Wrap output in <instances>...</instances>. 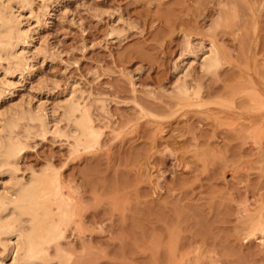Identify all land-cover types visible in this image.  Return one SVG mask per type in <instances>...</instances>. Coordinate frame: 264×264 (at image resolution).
Returning <instances> with one entry per match:
<instances>
[{"label": "rangeland", "instance_id": "1", "mask_svg": "<svg viewBox=\"0 0 264 264\" xmlns=\"http://www.w3.org/2000/svg\"><path fill=\"white\" fill-rule=\"evenodd\" d=\"M30 2L42 22L0 117L73 94L99 130L77 153L36 125L19 158L20 177L59 170L73 198L60 261L264 264V0ZM212 47L223 59L208 72ZM64 112L48 123L69 133Z\"/></svg>", "mask_w": 264, "mask_h": 264}, {"label": "bare ground", "instance_id": "2", "mask_svg": "<svg viewBox=\"0 0 264 264\" xmlns=\"http://www.w3.org/2000/svg\"><path fill=\"white\" fill-rule=\"evenodd\" d=\"M30 3L32 4L30 0H0V60L5 59L8 63V68L0 74V97L5 92L6 86H13L11 76L26 69L30 64L27 51L31 46L32 37L28 23L32 18L35 22L41 21V17L33 15ZM221 58L219 50L212 47L203 56L202 69L208 72L219 69L223 59ZM193 62L194 60L188 58L186 69L190 68ZM178 81L181 82L182 79ZM183 84L180 87L181 91L188 94V87H183ZM64 100L59 102L56 110L42 109V106H35L29 102L27 109L19 105L20 107L11 109L6 115L4 113L2 118L0 117V244L4 249L0 264H61V261H64L63 256L60 255L62 250L59 242L64 238L66 225H69V221H72L76 215V212L73 213V198L70 194L68 195L71 197L65 195L59 176L56 177L59 170L57 173L54 171L56 169L50 167L46 170L44 168L42 172L30 169V176L26 179L20 177L19 165L20 155L27 149L34 129L37 130L34 127L36 125H39L42 131L39 134L42 133V137L52 133L51 135L63 136L66 139H75L74 143L77 141L78 145L74 144V147L79 146L84 152L87 146L89 150L94 148L91 147L92 145L97 144L96 135L99 130L94 128L89 108L85 110L78 103L77 98L76 102L73 94ZM59 109L65 111L63 118L66 117L65 120L69 123L70 132L67 130L69 133L61 131L56 123L53 126L58 130L53 129L54 127L52 128L48 123V119L54 117ZM20 129L23 130L22 134L18 132ZM74 147L73 151L76 150ZM79 148L77 153L82 150ZM68 197L72 198L71 201ZM50 248L59 250L60 254L58 251L55 255L50 254ZM56 256L59 258L57 259Z\"/></svg>", "mask_w": 264, "mask_h": 264}]
</instances>
